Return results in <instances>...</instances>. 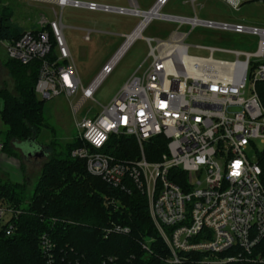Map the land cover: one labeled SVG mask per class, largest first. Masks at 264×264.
I'll use <instances>...</instances> for the list:
<instances>
[{"label":"built area","instance_id":"built-area-1","mask_svg":"<svg viewBox=\"0 0 264 264\" xmlns=\"http://www.w3.org/2000/svg\"><path fill=\"white\" fill-rule=\"evenodd\" d=\"M223 1L235 11L242 6V0ZM47 2L61 10L72 7L141 20L87 88L56 12L54 21H41V28L19 39L0 40L8 59L25 66L39 64L35 93L43 100L80 91L82 102L92 100L153 19L259 37L255 53L196 46L210 52L207 58L188 54L187 34L145 39L147 68L129 78L100 113L77 124L80 146L71 157L84 160L88 173L111 187L129 190L131 185L147 197L152 221L171 252L165 262L183 264L180 253H197L205 256L198 264H264V29L163 14L170 0H156L148 11L141 10L137 0H128V7L81 0ZM85 40H90L89 32ZM216 52L233 53L236 59L216 60ZM114 135L134 138L139 158L120 161L105 153ZM157 138L165 142V152L148 161L145 148L160 144ZM4 148L0 138V155ZM20 214V209L0 200V221L9 216L3 224L6 236L15 234ZM108 231L130 233L122 226ZM55 248L48 235L41 237L45 264H58ZM143 248L148 249L145 244Z\"/></svg>","mask_w":264,"mask_h":264},{"label":"trees","instance_id":"trees-1","mask_svg":"<svg viewBox=\"0 0 264 264\" xmlns=\"http://www.w3.org/2000/svg\"><path fill=\"white\" fill-rule=\"evenodd\" d=\"M259 1L242 0V5ZM1 17L0 40L19 39L24 34L10 17ZM5 65L14 86L13 91L0 90L4 103L0 114L6 126L4 151L21 142L36 143L41 130L48 128L43 101L35 93L39 64L25 66L8 59ZM157 142L145 148L148 161L165 152L163 139ZM79 146L75 138L55 157H44L41 176L29 197L25 184L0 182V200L22 211L15 234L6 236L5 225L0 226V264H45L40 249L45 234L56 244L58 264H162L170 259L171 252L150 216L147 197L131 185L129 190L116 189L89 174L84 160L71 157ZM43 147L48 154L49 146ZM104 152L120 161L140 156L136 140L123 135L112 136ZM115 226L128 227L130 233L108 231ZM180 255L185 258L183 264H198L205 257Z\"/></svg>","mask_w":264,"mask_h":264},{"label":"rangeland","instance_id":"rangeland-1","mask_svg":"<svg viewBox=\"0 0 264 264\" xmlns=\"http://www.w3.org/2000/svg\"><path fill=\"white\" fill-rule=\"evenodd\" d=\"M47 1L0 0V19L1 16L10 17L11 21L19 26L27 29H39L43 19L49 22L54 21L56 12L64 26V36L83 88H87L93 82L141 20L131 16L94 13L72 7H65L61 10ZM81 1L129 6L128 0ZM137 2L141 10L148 11L156 0H137ZM162 13L186 18L197 16L200 20L241 24L264 29V2L260 1L244 4L239 11H235L223 0H196L194 5L191 0H170ZM88 32L90 40L86 41L85 36ZM175 32L188 35L185 44L189 46L188 54L193 57L207 58L210 56L208 50L198 49L196 46L220 48L231 52L255 53L259 44V37L252 35H238L203 27L192 29L189 25L153 19L142 32V38L133 42L117 62L113 71L100 84L92 100L82 102L81 91L75 96L62 95L49 100H43L40 95H37L38 100L43 101L44 117L48 128L41 130L36 144L49 146L47 150L49 157H55L66 145L72 144L78 134L77 124L85 118L90 119L100 113L102 107L110 104L129 78L139 69L143 71L147 68L150 60L148 57L149 47L145 39L168 40ZM212 57L225 61L236 59L235 54L223 52H216ZM240 59L242 60L244 57L241 56ZM6 60H8L7 49L4 42L0 41V90L13 91L14 81L5 65ZM3 105V100L0 97V113ZM5 131L6 126L2 123L0 114V138L3 142ZM19 145L24 153L36 151V147L30 143L21 142ZM3 154L0 163L9 165L10 176L12 174L15 180L20 178V182L10 180L1 168L0 182L25 184L26 195L29 197L37 185L46 159H27L20 150L13 146L6 148ZM8 219V215L4 216L0 221V226L5 224Z\"/></svg>","mask_w":264,"mask_h":264},{"label":"crops","instance_id":"crops-1","mask_svg":"<svg viewBox=\"0 0 264 264\" xmlns=\"http://www.w3.org/2000/svg\"><path fill=\"white\" fill-rule=\"evenodd\" d=\"M13 22V21H12ZM14 23V22H13ZM15 24V23H14ZM17 25V24H16ZM18 27H20V28H22L23 30H24V32H26V31H32V30H36V29H27V28H25V27H22V26H19V25H17ZM15 148L17 149V147H16V145H15ZM23 154V153H22ZM4 156V154L2 153L1 155H0V158H2ZM23 156L24 157H26L24 154H23ZM27 159H33V160H40L41 158H34V157H27ZM44 159V158H43ZM0 168L1 169H3V171L9 176V178H10V180H12V181H14V182H20L19 180H20V178H19V180H15L14 179V177H12L13 175L11 174V176H10V166L9 165H3V164H1L0 163ZM12 173V172H11ZM163 264H173V263H171V262H164Z\"/></svg>","mask_w":264,"mask_h":264},{"label":"water","instance_id":"water-1","mask_svg":"<svg viewBox=\"0 0 264 264\" xmlns=\"http://www.w3.org/2000/svg\"><path fill=\"white\" fill-rule=\"evenodd\" d=\"M31 144L36 147V151L35 152H27V153H24L23 150L21 149L22 153L26 157L44 158L47 155L45 153L44 147L42 145H38L36 143H31ZM16 147L20 148V145L19 144H16Z\"/></svg>","mask_w":264,"mask_h":264},{"label":"bare ground","instance_id":"bare-ground-1","mask_svg":"<svg viewBox=\"0 0 264 264\" xmlns=\"http://www.w3.org/2000/svg\"><path fill=\"white\" fill-rule=\"evenodd\" d=\"M141 33V28L134 34L135 35H139Z\"/></svg>","mask_w":264,"mask_h":264},{"label":"snow or ice","instance_id":"snow-or-ice-1","mask_svg":"<svg viewBox=\"0 0 264 264\" xmlns=\"http://www.w3.org/2000/svg\"><path fill=\"white\" fill-rule=\"evenodd\" d=\"M236 168H239V164L238 163L236 164Z\"/></svg>","mask_w":264,"mask_h":264}]
</instances>
